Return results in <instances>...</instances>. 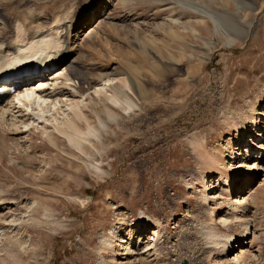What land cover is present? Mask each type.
Here are the masks:
<instances>
[{
	"label": "rangeland",
	"instance_id": "rangeland-1",
	"mask_svg": "<svg viewBox=\"0 0 264 264\" xmlns=\"http://www.w3.org/2000/svg\"><path fill=\"white\" fill-rule=\"evenodd\" d=\"M125 1L0 0L8 41L20 22L30 38L37 26L50 31L55 20L75 16L69 59L48 75L69 70V90L86 107L70 130L83 145L36 117L29 128L21 126L24 134L0 128V199L12 202L0 218V264H236L214 247L198 257L201 239L184 229L197 218L219 237L241 236L245 221H231L224 182L242 181L250 169L249 181L230 197L245 199L240 207L249 208L243 252L264 248V161L250 153L264 145V0ZM192 8L232 17L244 36L218 35ZM105 80L113 83L98 96ZM115 96L120 107L111 103ZM126 99L137 105L133 112ZM39 103L29 110L38 111ZM62 113L48 117L61 120ZM254 123L260 131L240 138L242 125L248 131ZM196 141L201 149H194ZM205 184L211 199L201 207ZM214 200L222 204L213 206ZM141 214L144 244L154 243L152 226L163 222L169 261L124 255L122 238L137 235ZM106 237L111 249L101 245ZM245 260L239 264H264V249L254 263Z\"/></svg>",
	"mask_w": 264,
	"mask_h": 264
},
{
	"label": "bare ground",
	"instance_id": "bare-ground-1",
	"mask_svg": "<svg viewBox=\"0 0 264 264\" xmlns=\"http://www.w3.org/2000/svg\"><path fill=\"white\" fill-rule=\"evenodd\" d=\"M94 1L97 2L98 0H94ZM125 2H127V0ZM94 3L93 5L96 4ZM91 4L86 9L90 8L92 6ZM192 10L193 12H196L195 14H197L198 16L209 19L215 32L218 35H225L227 39H230L232 38V36H234L231 32L233 33L235 32L237 36H241L244 32V30L239 29L238 27L239 24L236 22V20H234L232 17L228 15H224V14L222 15L217 10H212L210 13H206V15L204 14V10H202L201 8H192ZM80 12H81L80 13L81 16V14L83 13L82 11ZM31 14L33 16L34 13ZM38 15H40V13H38ZM41 15L42 16L39 17L43 19L44 15L43 14ZM58 20H55V22H53L50 31H44L43 27L37 26L36 30L32 33V37L30 38H29L30 34L27 31V23L20 22L19 23L20 26H18L16 31L17 33L16 36L15 37L12 36L11 37L12 40L8 41L9 38L7 39L6 37H8L11 34L10 25L6 24L5 21L0 18V29H1L0 34L2 35L0 36V128H2V130H4L9 135L24 134L26 133V131L25 130L23 131L21 126L23 125L24 127L29 128L31 124V118L36 117L37 120L39 121H43L44 123L48 122L51 125H53L52 127L61 137L67 136L65 138L71 140L70 137L72 135L73 137H75V140H77L80 144L83 145L84 144L83 137L79 136V134L77 133L75 134L70 133L71 128L75 127L74 119L78 120V118L84 117L86 107L83 105L84 103L83 100L76 99L77 92L73 93L71 90H69V88L73 89L72 86H70L71 84L69 83L70 82V79L68 77L69 70L63 68L55 72L53 75L45 74L39 77L37 80L36 79L26 80L25 83H23L22 81L6 82L7 80L5 78H2L3 76L6 77L14 76L13 72H15L14 70L16 68L12 66H18V65L25 66V64L28 63L29 60H33L35 58H41L39 60L40 65L46 64L48 66L57 62L64 63L65 60L69 59V55L72 52L71 49L72 34L74 30H76L78 27V26L76 27L77 20H75V16L68 22H65L64 19L63 20L58 19ZM62 21L64 22L62 23ZM192 30L196 32L195 29ZM175 32L176 31H173L172 34L170 33V35L173 36V38L176 37ZM182 40L184 39L182 38ZM6 70H8L9 72H7ZM28 71L32 72L33 70H28ZM112 83H113L112 80H105L104 83L96 87L95 94H97L98 96L101 95L104 96L108 92L107 90L112 85ZM34 100L40 102L38 105L36 104L38 111H35V109L29 110V105ZM110 100L111 103L114 104L113 106L116 107L122 103L121 102L122 100L120 101V99H118L116 96L115 98H112ZM132 102L133 101L126 99L125 103L129 108V112L130 111L133 112L134 109L137 107V105ZM23 108H27V111L29 110V113L24 115H18L19 117H17L16 116L17 114H22ZM61 111L63 112L62 113L64 117L63 119L60 120L57 119L56 117L55 118L53 117L52 121H50L51 119L48 117V114L55 116V114H59ZM262 114L263 113H261V115ZM33 122H35L34 119ZM242 126H243L242 128L243 130L240 131V136H241L240 138L243 139L245 137H248L249 134L253 135V133L255 132L254 134L256 135L258 131H260L259 130L260 126L256 123H254L255 128L254 129L251 128V130L248 131L246 129L249 127L246 128L245 125ZM258 135L260 136V132ZM51 137L54 140L56 139L57 136L55 137V135H53ZM201 143H199V141H196L194 149L195 148H197V150L201 149L202 147ZM251 145H255L253 140L250 141V146ZM256 148L258 149L254 150L255 148L252 147L250 153L258 151L257 152L258 156L257 158L256 157L255 158L258 162L261 163L264 161V145H260V146L257 145ZM259 149L261 152H259ZM201 152H203V150ZM260 153L262 156H260ZM252 159H254V157ZM206 162L215 166L217 164V162H215V159L213 158H209V160H207ZM252 171L253 170L250 169L248 170V172L244 173L242 177V181H240L239 178L235 177L234 181H232V179H226V181L224 182V186L227 188V190L225 191L228 194V196L226 194V197H228V199L225 198V200H223V203H226V205L228 204L229 207L228 209L232 211V213L230 211L231 216H233L232 217L233 219L231 221L235 219L245 221V223L242 225L244 226L245 231L241 236H237L231 233V234H224L223 236L219 237L216 234H214L212 231H210V229H212V226L209 227V225L205 224V222H201V220L199 219L196 220L197 218L195 220L193 218L194 221L190 223L187 226V228L185 227L184 231L186 235L196 234L199 235L200 237L199 239H201L197 241V243L200 242L199 245L200 247L197 246L198 248L196 249V254L198 255V257H201L202 255L204 256V254H206V251L211 247H214V250H216V252L218 251L217 255L224 256L225 258L227 257L226 259L228 260L232 259V261L236 262V264L246 261L245 260L246 258L249 263L252 262L254 263L263 256L264 248H259L256 255L243 252L242 248L248 246L246 239H247V235H249V223L247 222L249 217L248 216L249 208L240 207V205H244L247 203L245 199L241 201V200H237L236 198L230 197V195H232L233 193L235 194L236 190H240L241 183L245 180L246 181L248 180L247 178L251 176L250 174ZM220 180L221 179L219 178L218 181ZM193 184H195L193 181L187 183V188L192 189ZM206 187L207 185L204 186L203 188V193L201 196L202 198L201 207H202V203L204 206H208L209 199H211V195L207 193L208 188ZM251 197L252 195H250V197H248L247 199L249 200ZM8 202L3 199H0V218L3 215L2 213H5V211L10 210L8 209L7 206H10L12 202L11 203ZM221 204H222L221 202L217 203L214 200L213 206L221 205ZM140 219L141 220H138L137 222L138 224L136 223L138 228V230H136L138 232L137 235L134 236L133 234L129 233L127 235V238L125 237L122 238L121 242H123V245L124 244L126 245V250H127L124 255H129L128 253L141 257H145V255L146 256L152 255L153 257H156L157 261H161V260L169 261L170 256H168L169 252L166 251V246L171 242H166L167 239L166 241H163L164 245H162L161 242L162 239L164 238V232L166 229L165 226H163V222L157 221L155 222L156 226L154 227L152 226V229H155V234H156V238L151 239V241H153L154 243L146 242L144 244L142 243L143 241L142 238L145 235L144 231L146 229L147 219L142 214ZM231 221L226 220L225 222H231ZM121 225L119 227H115V230L116 231L122 230ZM238 244H239L238 249L239 250L241 249V251L239 253H235V252L233 253V251H231L232 248L235 249L236 248L235 246ZM101 245H104L105 249L106 248L111 249L113 244L111 240L106 237L104 238L103 242H101ZM160 245L162 246L159 250L157 248H159ZM140 250L142 252H136ZM101 264H106V263H104L103 261L101 262Z\"/></svg>",
	"mask_w": 264,
	"mask_h": 264
},
{
	"label": "water",
	"instance_id": "water-1",
	"mask_svg": "<svg viewBox=\"0 0 264 264\" xmlns=\"http://www.w3.org/2000/svg\"><path fill=\"white\" fill-rule=\"evenodd\" d=\"M181 264H191V263L189 262V260L184 259V260L181 262Z\"/></svg>",
	"mask_w": 264,
	"mask_h": 264
}]
</instances>
